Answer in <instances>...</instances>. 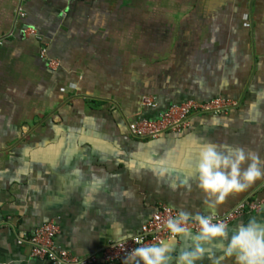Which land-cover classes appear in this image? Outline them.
<instances>
[{
    "label": "crops",
    "instance_id": "0c3cea01",
    "mask_svg": "<svg viewBox=\"0 0 264 264\" xmlns=\"http://www.w3.org/2000/svg\"><path fill=\"white\" fill-rule=\"evenodd\" d=\"M0 39V261L52 264L17 242L49 220L57 245L84 256L131 237L162 205L207 215L193 172L204 143L264 159V0H0ZM216 96L238 106L194 114L178 133L128 131L138 115ZM263 197L264 178L216 213ZM253 218L264 223V205L229 227ZM190 243L162 244L176 257ZM221 248L207 244L196 264H234Z\"/></svg>",
    "mask_w": 264,
    "mask_h": 264
},
{
    "label": "clouds",
    "instance_id": "9594fccd",
    "mask_svg": "<svg viewBox=\"0 0 264 264\" xmlns=\"http://www.w3.org/2000/svg\"><path fill=\"white\" fill-rule=\"evenodd\" d=\"M197 188L204 195L208 214L179 210L169 217L165 227L173 238L190 239L189 248L173 257L167 244H144L133 248L123 264H196L209 243L222 245L223 255L234 258V264H264V223L249 219L230 228L216 219V208L230 194L247 190L255 181L264 178V159L242 146L204 143L196 154L193 169ZM189 221L197 227L193 232ZM140 244L139 238H134Z\"/></svg>",
    "mask_w": 264,
    "mask_h": 264
},
{
    "label": "built area",
    "instance_id": "2783aa9c",
    "mask_svg": "<svg viewBox=\"0 0 264 264\" xmlns=\"http://www.w3.org/2000/svg\"><path fill=\"white\" fill-rule=\"evenodd\" d=\"M23 15V13H20ZM24 35L33 37L40 42L39 57L45 61L50 69H57L60 62L56 58L48 56L47 43L43 36L33 26H25ZM1 43V39H0ZM142 104L153 106V100L143 97ZM238 106V100L223 96H216L207 100L186 99L180 102L171 103L154 117L138 115L131 119L128 124L129 133L136 138L147 139L156 138L163 133H178L189 125V119L194 114H226L234 107ZM264 205V197L260 199H242L230 210L217 213L216 219L223 220L230 225L232 221L247 212H257ZM177 210L162 205L158 207L150 217L140 226L139 230L129 238L114 241L103 246L98 252L84 256H75L67 250L61 248L56 243V235L59 233V226L55 221L49 220L41 223L25 237L18 239L22 243L24 239L31 245V255L40 259H47L52 264H95L97 262L113 263L125 259L128 252L135 247L144 244H162L165 241L175 239L164 226L167 219L174 217ZM188 226L193 232L197 227L192 221ZM134 238H139L141 243H136ZM0 264H12L0 261Z\"/></svg>",
    "mask_w": 264,
    "mask_h": 264
},
{
    "label": "trees",
    "instance_id": "16d2710c",
    "mask_svg": "<svg viewBox=\"0 0 264 264\" xmlns=\"http://www.w3.org/2000/svg\"><path fill=\"white\" fill-rule=\"evenodd\" d=\"M152 117H154V116H152Z\"/></svg>",
    "mask_w": 264,
    "mask_h": 264
}]
</instances>
